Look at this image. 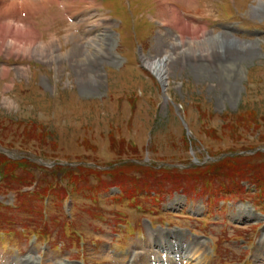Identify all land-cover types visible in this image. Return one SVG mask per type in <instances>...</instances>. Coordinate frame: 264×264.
<instances>
[{"label": "rangeland", "instance_id": "rangeland-1", "mask_svg": "<svg viewBox=\"0 0 264 264\" xmlns=\"http://www.w3.org/2000/svg\"><path fill=\"white\" fill-rule=\"evenodd\" d=\"M77 1L67 0L74 12ZM95 1L102 11L77 16L82 31L60 7L34 22L45 48L56 40L54 55L0 54V150L37 164L25 171L37 183L23 192H49L32 209L23 203L32 196L0 192V264H132L136 255L149 263L151 233L176 249L200 241L204 264H264V187L253 182L264 174V0H197L222 51L199 57L207 45L187 46L198 55L168 65L167 87L144 63L171 31L159 2ZM89 38L98 47L80 65L72 47L90 49ZM234 157L246 159L229 163L243 178L222 181L214 194H167L168 176ZM55 163L101 177L83 182L72 172L57 193L47 185Z\"/></svg>", "mask_w": 264, "mask_h": 264}, {"label": "bare ground", "instance_id": "bare-ground-1", "mask_svg": "<svg viewBox=\"0 0 264 264\" xmlns=\"http://www.w3.org/2000/svg\"><path fill=\"white\" fill-rule=\"evenodd\" d=\"M83 2H88L89 7H81V5H84ZM157 2L160 4L158 11L160 12L159 16L163 26H167L168 22H171L172 24L168 26L169 29L172 32H174V30H180L181 33L180 36L169 35L172 33L171 31L166 34H161L160 54L157 55L156 58L144 60L146 67L151 70L164 86L167 87L168 65L172 62L183 63L186 58L185 56L193 55L196 57L198 55V49L196 52H193L192 50L190 51L187 46H190V48H194L193 46H195V48L196 46H199L201 48L202 44L207 45L209 50L200 51L201 54L199 53V57L208 56L209 58L214 51L216 53L217 51L221 53L223 46L219 48L211 45L214 44L215 39H218V37H208L206 31L207 28L202 26L203 18L198 14L200 5L197 0H195V2L194 0H157ZM76 3L79 6V10L74 12L73 9L76 7L67 4V0H0V53H2L4 49L12 53L16 51L26 52L34 54L35 56L40 55L42 57L51 55V53L54 55V53H56L54 49L58 47L56 40H54L55 42L51 41L52 43L48 49L47 47L45 48L43 43H39L38 41L40 35L38 30L34 27V22L38 20L43 13H47L49 9L54 7L63 8L69 17H76L79 15L84 16L94 10L98 12L102 11V9L98 8V4L95 0H80ZM155 9L157 18V6ZM85 21H89L90 23L91 19L88 18ZM95 26L96 25H91V27H93L92 31L99 29L98 27L95 28ZM72 37L74 36L71 34L67 36V42L71 41ZM95 37L98 38V36ZM92 42L93 40L90 38L89 41H87L90 49H84L80 44H75L74 47H72L73 50L71 52L75 55L74 61H77L80 65H86V61H88L87 59L91 57V47H98L97 44ZM50 49L51 51H49ZM180 49H185L187 53H184L185 55H183L179 52ZM1 73L2 77H6L9 70L4 69ZM192 245L193 249L190 246L183 248L182 250H178L175 247L174 249L171 248L169 254H172V256H166L163 258V264H178V262L186 264V261L187 264H191L195 261L196 264H204V244L200 241H194ZM197 246H199V248H197ZM260 246L262 249L258 250V258L264 262V239H262ZM184 250L186 251L184 252ZM139 261L140 259L137 256L135 264H149L144 259L141 262ZM158 262L160 263L161 261L157 260L155 264Z\"/></svg>", "mask_w": 264, "mask_h": 264}, {"label": "trees", "instance_id": "trees-1", "mask_svg": "<svg viewBox=\"0 0 264 264\" xmlns=\"http://www.w3.org/2000/svg\"><path fill=\"white\" fill-rule=\"evenodd\" d=\"M246 159L243 160V158L240 157H234L227 159V163L229 164L230 161L233 162L236 166H241V162H245ZM224 162V161H222ZM218 163L213 166H201V167H195L191 168L187 171V174L183 176H174L170 175L169 183H172L173 186L176 188H186V187H199L208 184H219L221 185L222 181L225 180H239L235 179L236 177H242L243 174H237L239 172L232 171L233 166L231 164L225 166L224 163ZM247 165V164H246ZM30 167H36L34 163L30 162L27 159L24 160H11L7 158L6 156L0 154V182L2 183V187H10L15 186L17 183L19 184L24 183L25 181L29 180L28 177H18L16 178L15 174H18V171H22V173H26L27 169ZM251 169L250 167H247ZM54 172L52 174L55 178H57L59 181L61 179L69 178L71 179L72 172H76L78 175L82 176L84 175V179H86L90 173L95 174L98 172H92L88 168H82V167H76V169H73L69 166H61L57 165L54 168ZM252 173V172H251ZM73 177V176H72ZM253 182H255L258 186L264 187V174L262 175H254Z\"/></svg>", "mask_w": 264, "mask_h": 264}, {"label": "crops", "instance_id": "crops-1", "mask_svg": "<svg viewBox=\"0 0 264 264\" xmlns=\"http://www.w3.org/2000/svg\"><path fill=\"white\" fill-rule=\"evenodd\" d=\"M8 76V75H7Z\"/></svg>", "mask_w": 264, "mask_h": 264}]
</instances>
